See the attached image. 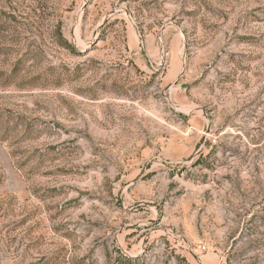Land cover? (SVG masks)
<instances>
[{
    "label": "rangeland",
    "instance_id": "374dc122",
    "mask_svg": "<svg viewBox=\"0 0 264 264\" xmlns=\"http://www.w3.org/2000/svg\"><path fill=\"white\" fill-rule=\"evenodd\" d=\"M0 264H264V0H0Z\"/></svg>",
    "mask_w": 264,
    "mask_h": 264
},
{
    "label": "bare ground",
    "instance_id": "6f19581e",
    "mask_svg": "<svg viewBox=\"0 0 264 264\" xmlns=\"http://www.w3.org/2000/svg\"><path fill=\"white\" fill-rule=\"evenodd\" d=\"M261 191V190H260Z\"/></svg>",
    "mask_w": 264,
    "mask_h": 264
}]
</instances>
